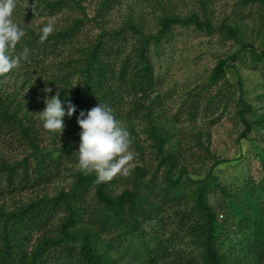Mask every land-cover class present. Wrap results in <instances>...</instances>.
I'll return each mask as SVG.
<instances>
[{"label": "trees", "instance_id": "trees-1", "mask_svg": "<svg viewBox=\"0 0 264 264\" xmlns=\"http://www.w3.org/2000/svg\"><path fill=\"white\" fill-rule=\"evenodd\" d=\"M89 1L0 0V264H264V179L228 191L215 171L229 160L209 151L211 169L195 176L181 139L160 124L167 96L154 52L176 27L214 34L211 20L200 12L183 17L170 0H93L90 18ZM134 2L151 6L154 17L160 12L154 31ZM124 6L121 22L110 26ZM257 18L264 32V9ZM220 29L236 39V28ZM238 45L204 85L217 87L214 93L192 97L184 113L196 117L203 100L207 112L218 101L226 109L236 101L244 139L264 128V118L253 119L242 78L236 99L227 75L245 55L264 68V38L261 51ZM139 120L149 125L154 157L128 177L99 168L124 145L142 151L139 140L122 134ZM65 123L67 136H59ZM64 178L71 179L67 188L46 191ZM27 192L36 193L17 199ZM218 195L224 208L212 202Z\"/></svg>", "mask_w": 264, "mask_h": 264}, {"label": "rangeland", "instance_id": "rangeland-1", "mask_svg": "<svg viewBox=\"0 0 264 264\" xmlns=\"http://www.w3.org/2000/svg\"><path fill=\"white\" fill-rule=\"evenodd\" d=\"M92 1L86 3L87 14L90 18L95 14L96 7ZM170 1L172 10L183 17L200 12L202 18L211 20L216 31L214 34H208L206 31L198 32L194 28L176 27L164 49L154 52L153 61L156 74L161 80V91L167 96L162 106L158 108L162 116L167 118L160 124H166V127L169 125L172 128V132L176 134L175 142L181 139V145L190 164L188 169L195 176H205L211 169L213 161L205 160L207 151H209L211 155L216 154L229 160L215 171L220 183L228 191L237 190L244 184V181L249 179L255 183L262 182L264 179L261 160L264 156V128H254L243 139L241 134L244 126L237 116L236 101H232L227 109L218 101L215 107L207 112L204 107L205 100H203L200 111L194 118H190L184 112L187 110L186 106L190 107L192 104V97L208 96L210 91L214 93L217 87L208 92L204 85L220 59L238 52L240 42L253 43L258 51L263 49L261 40L264 38V32L260 28L257 14L263 11L264 5L258 0ZM132 5L135 7L134 10H145L148 18L147 28L154 31L159 24L158 20L162 17L160 12L156 10L157 14L154 17L152 7L146 3L134 2ZM126 11V6L118 7L111 14L110 26L119 24L127 13ZM223 24L237 29L236 39L226 37V32L220 29ZM244 57L248 58L240 59L235 64L236 68L229 69L227 80L233 85L237 99L240 95L237 82L240 77L242 78L245 99L252 104L255 111L254 118L252 115L248 118H264V68L262 65L258 67L252 65L249 55ZM64 125L59 136H67L66 132L71 124L65 123ZM123 126L126 129L122 133L123 136L136 138L143 148L141 151V149L137 150L135 147L124 145L117 151L113 162L107 160L110 154H105L98 165L99 168L106 167L117 177L130 176L141 160L149 162L154 157L149 148L152 139L149 136L148 123L139 120L133 126ZM118 127L117 123L114 127L117 132ZM117 138L118 136L114 140ZM95 144V135L88 134L87 146L91 145L93 148ZM107 150L114 152L111 145L107 147ZM13 153L16 152L10 151L7 155L10 156ZM65 180V178L60 180L48 187L46 191L54 195L56 191L67 188L71 179ZM120 183L122 184V180ZM35 193L19 194L17 199H29L35 196ZM220 198L221 195L214 196L212 202L215 206L224 208ZM123 264L134 263L126 261Z\"/></svg>", "mask_w": 264, "mask_h": 264}]
</instances>
